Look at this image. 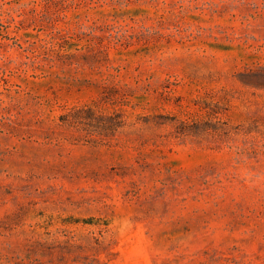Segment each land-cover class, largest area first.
<instances>
[{"label": "rangeland", "instance_id": "obj_1", "mask_svg": "<svg viewBox=\"0 0 264 264\" xmlns=\"http://www.w3.org/2000/svg\"><path fill=\"white\" fill-rule=\"evenodd\" d=\"M0 264H264V0H0Z\"/></svg>", "mask_w": 264, "mask_h": 264}]
</instances>
